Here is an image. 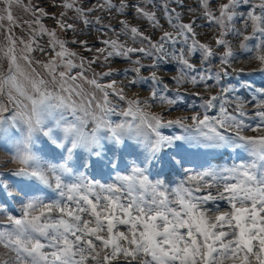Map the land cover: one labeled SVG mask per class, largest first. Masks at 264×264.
<instances>
[{
  "label": "snow or ice",
  "instance_id": "obj_1",
  "mask_svg": "<svg viewBox=\"0 0 264 264\" xmlns=\"http://www.w3.org/2000/svg\"><path fill=\"white\" fill-rule=\"evenodd\" d=\"M0 264H264V0H0Z\"/></svg>",
  "mask_w": 264,
  "mask_h": 264
},
{
  "label": "rangeland",
  "instance_id": "obj_2",
  "mask_svg": "<svg viewBox=\"0 0 264 264\" xmlns=\"http://www.w3.org/2000/svg\"><path fill=\"white\" fill-rule=\"evenodd\" d=\"M117 2H118V0H117ZM186 3L195 6V0H186ZM45 6L47 7V5H45ZM49 10H52V9H49ZM17 14H20V13L17 12ZM186 16H187V14H186ZM106 22H107V21H106ZM45 23L51 26V25L53 24V21H51V20H46ZM112 23H113V25H114L115 27H117V28L119 27V25H118V23L116 22V20H112ZM132 23H133V24H139V25L141 26L142 29L145 28V27H147V24H146V22H144V21L133 20ZM165 27H167V25H165ZM69 35H70V34H69ZM209 35H210V33H209ZM88 38H89V42H90V43H96L97 33H96L95 31H93L92 34H91ZM207 38H208L207 36H201V39H207ZM96 46H97V47H101L102 45L96 43ZM86 55H88V54L86 53ZM245 65H247L248 67H255V66H256L255 63L248 64L247 61H246L245 59H243V58H241V60L237 61V63H236L234 66L237 67V68H239V67H244ZM169 67H171V66H169ZM239 78H240V79H251V80H254V81L256 82L257 85H259V84L262 82V77H261V75H260L259 73H256V74H254V75L251 76V77H248V76H241V77H239ZM225 79H226V80L231 79L232 81H235V80L237 79V77L234 75V76H232V77H226ZM146 87H147V86H145V88H146ZM135 91H136V90L133 89L132 92H130L129 94L131 95V94L134 93ZM141 94H142V95H147V92H146L145 90H142ZM198 103H199V101L196 100V98H194V97H192V96H188V97L186 98V102H185V103H184L179 109H174V110H173V115H179V114H183V113H185V112L190 113L191 111H198V110H199L198 107H196V108H189V107H188L189 104H196V105H198ZM154 110L159 111V108H156V109H154ZM165 133H166V134H172V133H175V134H177V135H180V134H181V130H179V129H166V130H165ZM9 167H14V165H9Z\"/></svg>",
  "mask_w": 264,
  "mask_h": 264
},
{
  "label": "trees",
  "instance_id": "obj_3",
  "mask_svg": "<svg viewBox=\"0 0 264 264\" xmlns=\"http://www.w3.org/2000/svg\"><path fill=\"white\" fill-rule=\"evenodd\" d=\"M225 162H230L228 161V157L227 156H224L222 158H214L213 159V163H217V164H222V163H225ZM181 177L177 176V177H173V179H175L176 181H178Z\"/></svg>",
  "mask_w": 264,
  "mask_h": 264
}]
</instances>
